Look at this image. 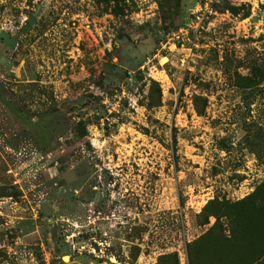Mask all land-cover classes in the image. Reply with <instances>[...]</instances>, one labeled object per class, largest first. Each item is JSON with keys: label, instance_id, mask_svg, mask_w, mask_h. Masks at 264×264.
<instances>
[{"label": "rangeland", "instance_id": "rangeland-1", "mask_svg": "<svg viewBox=\"0 0 264 264\" xmlns=\"http://www.w3.org/2000/svg\"><path fill=\"white\" fill-rule=\"evenodd\" d=\"M174 4L0 0V264H264V0Z\"/></svg>", "mask_w": 264, "mask_h": 264}, {"label": "trees", "instance_id": "trees-1", "mask_svg": "<svg viewBox=\"0 0 264 264\" xmlns=\"http://www.w3.org/2000/svg\"><path fill=\"white\" fill-rule=\"evenodd\" d=\"M177 6H178V0H175V4H174V12L176 11V9H177ZM225 9L230 13V14H232V15H235V14H237L238 13V9H239V7L238 6H232V5H226L225 6ZM194 99H193V108H195V111L197 112V113H200L202 110L201 109H197L198 107H197V104H196V101L199 99L197 96H194L193 97ZM200 108H203V106L202 107H200ZM79 130H80V132H81V134H83V132H84V130H83V127H80L79 128ZM264 186V185H263ZM263 194V195H262ZM259 197H261V199H262V201L264 200V189H263V191H261V193L259 192ZM252 201H254V199H251ZM248 202H249V200H248ZM248 213H249V215H251V216H249V218H251V219H254V221H258V223L259 224H263V226H260L259 227V229L260 230H262V232H264V223H263V221H262V219H264V204L262 205V206H256V207H254L253 206V203L252 204H250L249 205V209H248ZM261 248H263L264 249V243H262L261 244Z\"/></svg>", "mask_w": 264, "mask_h": 264}, {"label": "bare ground", "instance_id": "bare-ground-1", "mask_svg": "<svg viewBox=\"0 0 264 264\" xmlns=\"http://www.w3.org/2000/svg\"><path fill=\"white\" fill-rule=\"evenodd\" d=\"M65 258V257H64Z\"/></svg>", "mask_w": 264, "mask_h": 264}]
</instances>
